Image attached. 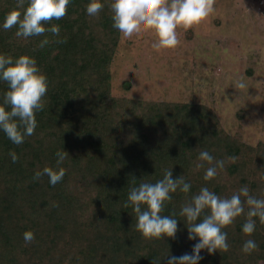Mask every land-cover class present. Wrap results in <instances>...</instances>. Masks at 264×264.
<instances>
[{
    "label": "trees",
    "instance_id": "16d2710c",
    "mask_svg": "<svg viewBox=\"0 0 264 264\" xmlns=\"http://www.w3.org/2000/svg\"><path fill=\"white\" fill-rule=\"evenodd\" d=\"M102 2L100 12L89 16L88 0H71L61 19L45 22L46 28L59 25L58 36L24 38L15 35L16 26L0 28V53L34 57L48 81L33 134L17 145L0 131V264H167L168 254L191 252L196 243L187 238L179 213L201 187L230 197L247 185L251 195L264 199L263 143L251 147L230 137L202 104L111 95L119 37L111 0ZM13 9L23 12L19 0H0V24ZM45 36L50 43L41 48ZM6 89L0 81V103ZM63 149L69 155L59 165L62 180L52 185L47 175L35 179L45 166L57 167L55 153ZM201 150L225 161L207 181L209 164L198 160ZM10 151L18 156L14 163ZM167 169L191 184L188 193H172L160 213L178 219L177 232L175 238H144L132 206L124 203L132 187L162 179ZM245 219L241 214L222 229L226 251L202 250L199 264H264V223L254 217L255 231L247 235ZM27 230L34 233L31 242L23 239ZM247 239L258 245L251 253L241 250Z\"/></svg>",
    "mask_w": 264,
    "mask_h": 264
},
{
    "label": "clouds",
    "instance_id": "9594fccd",
    "mask_svg": "<svg viewBox=\"0 0 264 264\" xmlns=\"http://www.w3.org/2000/svg\"><path fill=\"white\" fill-rule=\"evenodd\" d=\"M70 2L71 0H26L24 6L25 0H19L23 12L18 9L9 11L0 28L7 30L16 26L15 35L24 38L40 36L45 32L58 36L59 25L53 24L46 28L45 22L61 19ZM213 5L214 0H111L112 29L124 41L140 39L145 30L151 31L155 36L153 49H172L180 43L177 29H187L199 24L213 12ZM103 7L102 0H88L85 11L89 16H96ZM48 43L50 40L45 36L39 41V47L43 48ZM0 81L7 84L3 102L0 103V131L19 145L36 128L35 112L44 107L42 97L47 91V77L41 72L34 57L26 54L12 57L0 53ZM238 87H246L243 79L238 82ZM9 155L13 163L16 162L17 154L10 151ZM55 155L57 167L45 166L34 173L35 179L47 175L52 185L62 180L65 170L59 165L69 154L63 149L58 150ZM198 160L209 164L203 176L206 181L216 176L218 169H223L225 165L223 159H215L208 150H201ZM203 166V163L196 165L197 168ZM190 188L191 184L182 175L174 179L172 169H167L162 179L154 183L141 182L132 187L124 206H132L136 230L144 238H175L178 219L173 215L160 213L165 202L172 199V193L177 190L188 193ZM206 209L207 214L201 218ZM241 214L246 216L242 232L250 235L256 228L254 217L264 223V199L251 195L247 185L230 197H220L208 187H201L198 193L182 205L179 213L187 224V238L196 243L192 245L191 252L180 256L168 254L167 264H199L203 259L202 250L206 249L209 254L218 250L226 251L229 243L227 232L222 229ZM34 238V233L30 230L23 233L25 242H31ZM257 247L255 240L247 239L241 250L251 253ZM159 261L154 259V264H159Z\"/></svg>",
    "mask_w": 264,
    "mask_h": 264
},
{
    "label": "rangeland",
    "instance_id": "374dc122",
    "mask_svg": "<svg viewBox=\"0 0 264 264\" xmlns=\"http://www.w3.org/2000/svg\"><path fill=\"white\" fill-rule=\"evenodd\" d=\"M199 24L180 27V43L155 50L154 33L118 46L111 95L209 107L232 138L264 144V0H214ZM243 79L246 87H238Z\"/></svg>",
    "mask_w": 264,
    "mask_h": 264
}]
</instances>
